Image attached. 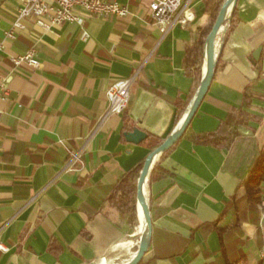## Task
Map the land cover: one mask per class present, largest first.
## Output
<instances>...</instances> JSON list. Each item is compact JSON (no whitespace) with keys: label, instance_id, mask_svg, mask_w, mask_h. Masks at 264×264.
<instances>
[{"label":"crops","instance_id":"obj_1","mask_svg":"<svg viewBox=\"0 0 264 264\" xmlns=\"http://www.w3.org/2000/svg\"><path fill=\"white\" fill-rule=\"evenodd\" d=\"M104 1L127 6L130 15L51 31L28 19L6 39L21 2L0 0V75L11 77L0 100V240L7 248L0 264H123L140 236L106 201L153 150L146 139L126 142L122 127L163 139L179 125L195 94L185 50L208 17L204 0H191L190 21L161 36L148 17L152 0ZM235 11L232 31L224 37L227 23L217 37L205 97L144 185L152 233L142 264H225L242 255V264H264V210L248 206L240 185L264 146V0H237ZM31 47L40 67L12 69L8 57ZM128 78L126 109L106 115L107 88ZM178 102L187 105L175 124ZM232 108L249 120L234 127L228 147L194 142L216 131Z\"/></svg>","mask_w":264,"mask_h":264},{"label":"built area","instance_id":"obj_2","mask_svg":"<svg viewBox=\"0 0 264 264\" xmlns=\"http://www.w3.org/2000/svg\"><path fill=\"white\" fill-rule=\"evenodd\" d=\"M21 6L17 9L12 26L4 35L6 39H15L17 33L25 29V21L33 19L36 26L51 31L53 27L64 23L82 24L92 17L99 18H124L130 15L127 6L106 2L104 0H19ZM135 1V0H132ZM191 0H152L148 6V17L161 36H165L176 25H185L190 21L188 6ZM87 38L86 32L82 33ZM12 69L21 65H27L38 69L40 63L35 57L33 47L23 54L9 56ZM10 75H0V100H4L8 94V83ZM133 78L119 80L112 83L106 90L107 114H121L128 104L129 87ZM3 111L0 109V120ZM73 158H77L72 154ZM261 212L264 210V196L258 205ZM0 251L5 252L7 248L0 240ZM262 256V255H261Z\"/></svg>","mask_w":264,"mask_h":264},{"label":"trees","instance_id":"obj_3","mask_svg":"<svg viewBox=\"0 0 264 264\" xmlns=\"http://www.w3.org/2000/svg\"><path fill=\"white\" fill-rule=\"evenodd\" d=\"M223 2L224 0H204L203 15H206L208 17V24L197 28L195 40L193 41L192 45L187 47L185 50L184 70L187 75L192 76L194 79V89L192 91V95L196 92L201 81V66L204 59L206 38L215 22V19ZM235 17L236 11L234 8L230 20L226 22V24L228 23L229 25L227 30L225 31L224 37H226L232 31L235 24ZM217 62L218 55L216 59V67ZM244 99L248 100L249 97L244 94ZM186 105L187 103L185 102H178L174 119L175 124L178 123ZM248 120L249 116L245 112L232 108L228 112L226 118L220 123L216 131L196 135L193 137V140L195 143L210 145L217 148L228 147L232 141V138L237 135L234 127L240 124H244ZM132 129L133 127L130 125L128 126L127 124H124L122 127L124 133L129 132ZM164 139L165 138L160 139L151 137L147 134V138L145 140L146 146L152 150L159 146ZM171 149L172 147L161 154L160 159L163 158ZM142 165L143 161H141L134 168L121 176L116 181L106 198L108 205L111 208L115 209L121 217H125L127 223L131 228L135 227L137 223L135 181L139 176ZM263 184L264 146L260 151L257 152L248 167L247 174L243 176L240 181V185L244 188V196L242 199L248 204L251 209H255L257 213L259 210L258 205L260 204L264 194L262 191ZM213 225H215V223H213ZM217 232L221 239L222 230H217ZM53 246L54 243L52 241L50 243V248ZM242 259L243 255L236 258L235 260H225V264H242ZM139 264H142V261Z\"/></svg>","mask_w":264,"mask_h":264},{"label":"water","instance_id":"obj_4","mask_svg":"<svg viewBox=\"0 0 264 264\" xmlns=\"http://www.w3.org/2000/svg\"><path fill=\"white\" fill-rule=\"evenodd\" d=\"M237 0H224L222 3L215 22L207 35L205 50H204V71L201 76V81L190 102L184 118L179 125L163 140V142L154 148L145 158L139 176L136 180V211L141 210L142 220L145 225V230L140 234L137 242V250L131 256V259L123 264H139L146 253L148 252L152 233V222L149 211L147 199L144 194V185L147 177L157 162L161 154L169 150L180 139L187 129L191 119L195 115L200 103L205 97L210 84L213 80L216 70L217 59V37L224 30L226 22L230 20L233 9L235 8ZM228 9H230L228 11ZM126 142L131 144H139L147 138V133L139 128H133L131 131L124 133ZM138 222V216L136 214Z\"/></svg>","mask_w":264,"mask_h":264},{"label":"rangeland","instance_id":"obj_5","mask_svg":"<svg viewBox=\"0 0 264 264\" xmlns=\"http://www.w3.org/2000/svg\"><path fill=\"white\" fill-rule=\"evenodd\" d=\"M137 226H138V224L136 223L135 228ZM138 240H139V237L138 236L132 238V246L129 248L128 254L126 256L120 258L117 263H122L121 261H124V260L129 261L131 259V256L137 250V242H138ZM103 262H105V261H103Z\"/></svg>","mask_w":264,"mask_h":264},{"label":"bare ground","instance_id":"obj_6","mask_svg":"<svg viewBox=\"0 0 264 264\" xmlns=\"http://www.w3.org/2000/svg\"><path fill=\"white\" fill-rule=\"evenodd\" d=\"M229 10H230V9H228V11H229ZM136 214H137V216H138V219L140 220V222L138 223L137 228H138V230H139V234H141V233H143L144 230H145V225H144L143 220H142L143 218H142V214H141V210H140V208L137 209ZM97 264H103V263L99 262V263H97Z\"/></svg>","mask_w":264,"mask_h":264}]
</instances>
